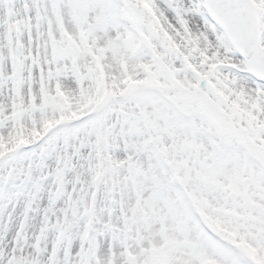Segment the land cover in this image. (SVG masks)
Listing matches in <instances>:
<instances>
[{
	"label": "snow or ice",
	"instance_id": "obj_1",
	"mask_svg": "<svg viewBox=\"0 0 264 264\" xmlns=\"http://www.w3.org/2000/svg\"><path fill=\"white\" fill-rule=\"evenodd\" d=\"M0 264H264V0H0Z\"/></svg>",
	"mask_w": 264,
	"mask_h": 264
}]
</instances>
